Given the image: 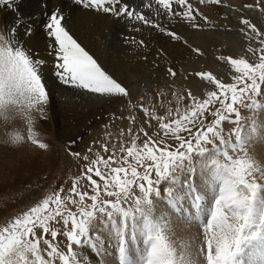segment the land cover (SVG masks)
Returning a JSON list of instances; mask_svg holds the SVG:
<instances>
[{
	"label": "snow or ice",
	"instance_id": "6c2138e0",
	"mask_svg": "<svg viewBox=\"0 0 264 264\" xmlns=\"http://www.w3.org/2000/svg\"><path fill=\"white\" fill-rule=\"evenodd\" d=\"M23 3L0 0V6L13 14L7 35H0V119L8 122L18 116L28 123L27 138L13 132L8 142L48 149L33 130V113L48 118L51 95L46 73L73 96L115 106L105 129L117 119L128 125L118 134L106 132L95 151L96 142L89 146L91 156L73 151L76 140L68 142L67 153L80 166V175L70 178L66 194L63 187L49 192L0 226V264H92L84 249L103 257L100 232L113 241L118 264H264V164L247 152L256 124L253 121L246 133L240 111L241 107L264 111V27L243 15L245 10L264 15V0L239 7L224 0H144L140 7L132 0H71L73 6L103 15L121 28L118 37L133 50L147 47L144 39L131 35L144 26L197 56L204 55L201 49L168 25L232 31L201 6L238 14L243 54L216 56L230 66V82L211 71L184 73L185 80L198 78L213 90L204 98L191 89L183 95L173 93L176 106L162 115L131 102L128 87L72 34L62 3L41 0V15L46 17L39 32L43 52L26 47L38 33L21 11ZM222 19L229 21V16ZM158 54L164 57L165 52ZM165 75L175 78L178 70L167 66ZM125 108L136 112L125 116ZM225 122L236 126L227 137ZM157 201L168 207L157 213ZM173 214L201 229L203 241L195 250L191 241L177 244L169 235H174ZM60 237L66 240L63 248Z\"/></svg>",
	"mask_w": 264,
	"mask_h": 264
},
{
	"label": "rangeland",
	"instance_id": "374dc122",
	"mask_svg": "<svg viewBox=\"0 0 264 264\" xmlns=\"http://www.w3.org/2000/svg\"><path fill=\"white\" fill-rule=\"evenodd\" d=\"M238 1L239 0H224V3ZM251 13H255L254 15L257 16V20H253V22L256 23L259 27H264V16L254 11ZM239 27H241L240 24L233 27L234 29H236L235 31L233 28H231L232 31L235 32L229 35L232 41H229V39L225 37L224 41L226 42H223L219 47L211 49L210 56L212 57V59H206V57L193 54L192 57H186L176 65L175 61L180 57L178 53L169 54V60H165V57H161L158 54L159 51H157V48V50L153 52V61L157 62L160 59V61L164 63V69H166L167 66H172L178 70V75L175 78L165 75L160 80H157L153 90L147 93L140 94V96L135 101V105H139L140 103H142L144 106L149 107L150 110L154 109L158 115H162L166 112L168 107L175 108L176 99L173 93H176L177 95H183L189 89H191L194 94L200 95L201 98L206 97L207 92L213 90L214 86L206 85L204 82L199 81L198 78H189L185 80L183 76V70L187 68H189L187 72L200 70L211 71L218 78L225 80V82H230V66L222 62H218L216 60V56L220 54H241V52L239 53V50L243 51L244 42L241 36L239 37L240 34L237 31ZM196 56L199 58L203 57V60L205 59V62L198 61L197 59L199 58H197ZM106 70L110 72L109 69L106 68ZM112 75L116 77L115 74ZM45 78H48L47 75H45ZM66 93L68 95H73L70 92ZM161 93H163V95H160ZM186 103L187 101L185 100L181 104V107H183ZM69 106H73L69 109H75L79 113H74L73 111L67 112L58 107L52 108L48 106L47 119L41 118L38 113H35L36 116L33 114V116L35 117L33 130L37 133V138L41 142H44L49 146L48 149L41 150L37 146L32 145L30 142L24 143L26 144L25 147L17 144L20 145L19 147H23L19 150L17 149L18 147H15L16 145H12L11 143L7 145L0 144V226H4V224H6L10 219L15 218L17 215L21 214L22 211H25L27 210V208L33 206L36 202L39 201V199L46 196L49 192L56 191L60 187H63L65 189V194L67 193L68 188L71 186L70 178H74L80 175L81 172L80 166H78L77 162L74 161L73 158L67 153V146L70 140H76V145L73 148V151H79L81 155L88 154L91 156L90 153H87V148L89 146H93L94 142H96V146L94 147L95 151L99 145V142L103 140L106 132L118 134L120 129L126 128L128 125L127 120L117 119L111 122L110 128L105 129L104 125L105 123L109 122L110 113H108L105 118H99L96 112H91L93 108H87L85 112H80L79 109L83 110L84 107H80L78 109L79 105L77 103ZM112 111L113 110L111 108L110 112ZM129 111L136 112V109L125 108L123 115L127 116ZM240 111L243 117L242 124L245 126L246 133L249 132L253 121H255L256 124V132L253 134L254 139L253 142L250 143L247 147V152L252 158L264 164V137L262 136L264 127H261L259 125L261 124V119H258H264V117H256L260 110L253 112L241 107ZM117 115H120V113H117ZM137 115H139V113H137ZM45 120L47 121L48 126L44 124ZM51 120H53V122ZM153 123L155 124L156 122ZM5 124H2V127ZM57 124L59 129L56 131L55 128H57ZM5 126L7 127V129L11 128L9 132L13 130L14 132H19L21 135L27 138L28 123L27 125H22V127L15 126L14 129L11 125L6 124ZM235 127V125L225 122L224 129L226 137L230 130ZM113 139H115V135L113 136ZM232 139L235 140V137L233 136ZM260 142L262 143V145ZM138 143H142V141H138ZM15 157L16 160L14 161ZM83 163L84 162L81 161V164ZM198 179L199 178H197V181ZM82 183H86V181H82ZM160 188L162 195H164V185L161 184ZM73 211H75V208H73ZM171 226L173 228L172 224ZM173 230L174 235L171 233L169 234L171 235L173 241L177 244L184 241H191L193 250H195L194 248L197 245L201 244L203 241L202 231L198 227L194 229L195 232L191 235L188 234L185 228H173ZM59 240L61 241V247L63 248L66 244V240L63 237H60ZM107 245L111 246V244L108 243ZM95 254L98 255L99 253L95 251ZM110 256H108V258ZM114 257L115 256H113V259H115ZM91 261L92 264H97V261H95L94 259H92ZM115 261L116 262H110L104 259L100 260L99 264H118V261Z\"/></svg>",
	"mask_w": 264,
	"mask_h": 264
},
{
	"label": "bare ground",
	"instance_id": "6f19581e",
	"mask_svg": "<svg viewBox=\"0 0 264 264\" xmlns=\"http://www.w3.org/2000/svg\"><path fill=\"white\" fill-rule=\"evenodd\" d=\"M54 2L62 3L65 14L68 17L67 20L68 28L70 29L72 34L76 38H78V40L82 43V45L86 48V50L90 52V54L94 55V57L98 59V62H100L105 69L106 68L109 69L112 74H115L116 76L115 78H117L125 86L128 87L129 91L131 92V102L133 104H135V101L140 96V94L147 93L153 90L156 81L160 80L162 77L165 76L164 63L160 61V59L157 62L153 61L154 58L153 52H155L157 48H158L157 51L159 52L162 49L164 50L165 60L166 59L169 60L170 58L169 54L178 53L180 57L176 59L175 61L176 65L180 63L181 60H184L186 57L189 56L192 57L193 54L195 55V53H193L191 49H189L187 46L181 45L180 42L174 41L176 42L174 43L171 40V38L163 34H159L155 30L144 26H141L142 27L141 32L131 33V35L136 36L137 39H144L145 43L147 44V47L143 49L137 48L133 50L131 47L124 45L121 42L117 33L120 32L122 29L113 25L112 21L109 20L108 18L104 17L103 15L93 14L88 10H83L82 8L73 6L71 4V0H54ZM132 2H134L136 6L140 7L144 3V0H132ZM246 2H251V0H239L238 2H229L227 4H231L233 7H239ZM49 7H51V4L49 5ZM201 7L206 12V14L210 16V18H212L214 21H216L219 24L226 23L230 28L239 25L237 19L238 14L230 11L227 8H217L215 11H213L212 10L213 6H208V7L201 6ZM21 11L26 17L30 18V23H32L35 31L38 33L37 40L26 42L25 46L31 48L34 51L43 52V45L40 42L42 41V36L39 35V32L42 28L43 23L45 22L46 17L41 15V0H24V3L21 7ZM224 14H227L229 16V21H224L222 19ZM254 14L255 13H251L247 10H245L243 13V15H245L246 17L251 18L252 20H257L256 19L257 16H255ZM12 21H13V14L11 10L7 6H0V35H5V36L7 35L9 27L12 26L11 24ZM168 27L184 35L185 39H187L189 43L194 47H199L201 51L204 53L203 57H206V59L207 58L212 59V57L210 56V51L212 48L219 47L222 45L223 42H226L224 41L225 37H227L229 41H232L229 35L231 33H235L233 31H226L224 30V28L205 32V31L191 30L188 29L186 26H180V25L173 26L170 24L168 25ZM235 30L236 29H234V31ZM240 52L241 54L243 53V51L239 50V53ZM203 57L200 58L197 57L199 58L197 60L200 62L202 61L205 62V59L203 60ZM188 69L189 68L183 70V74L186 73ZM45 75H47L48 77L46 79L48 82V87L50 89V95H51V103L48 106L52 108L58 107L63 111L64 110L67 112L73 111L74 113H76L78 111L75 109H69L73 107L69 105L77 103L79 105L78 109L80 107H84L83 110L79 109L80 112H85L87 108H93L92 110L90 109L91 112H96L99 118L100 117L105 118V116L108 115V113H110L111 108L113 111H115V106L104 103L100 100H97L94 97L68 95L58 85H55L53 83L54 80L53 77H51L48 73H46ZM121 107L124 106L121 105ZM33 114L35 115V113ZM256 117H264V111H259ZM89 118H93V117H89ZM258 119H261V124L259 125L261 127H264V119L262 118H258ZM51 121L53 122V120ZM5 123L13 126V129L15 126L22 127V125L25 124L27 125V121L18 116L14 117V119L8 122H5L4 120L0 119V138H2L0 139V144L2 145L10 144L8 142V138H9V134H11L13 131L12 130L11 132H9L11 128L7 129ZM2 124H5L3 125L4 128L2 127ZM44 124L48 126L46 120L44 121ZM55 129L56 131L59 129L58 124H57V128ZM262 136L264 137V132L262 133ZM23 144L20 145L25 147L26 144L24 145ZM20 145L16 144L15 147L16 148L18 147L17 148L18 150L22 149L23 147H19ZM15 160L16 157L14 158V161ZM197 184L199 185V179L197 181ZM167 207L168 206L162 201H157L156 212L159 213L160 209H166ZM187 211H188V206L186 201L185 212ZM170 222L173 225V228L176 229L185 228V230L190 235L195 232L194 229H196V226L185 224L175 214L171 215ZM100 236L103 237L102 250L105 253L103 257L101 258L99 254L98 255L95 254V250H89L85 248L84 252L91 258V260L94 259L95 261L98 260L100 261L105 259L110 262H116L115 261L116 259H113V256H116V251H115L116 249L113 246V241L110 240L109 236L106 235L104 232H100ZM107 243L111 244V246H108ZM108 256L112 258L110 257L108 258Z\"/></svg>",
	"mask_w": 264,
	"mask_h": 264
}]
</instances>
